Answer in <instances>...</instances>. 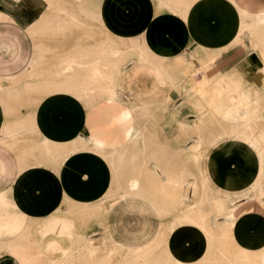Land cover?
<instances>
[{
	"label": "crops",
	"instance_id": "1",
	"mask_svg": "<svg viewBox=\"0 0 264 264\" xmlns=\"http://www.w3.org/2000/svg\"><path fill=\"white\" fill-rule=\"evenodd\" d=\"M228 1L194 0L184 14L183 5L170 9L161 0H101L99 23H89L98 32H108L127 49L125 71L116 83L102 85L108 92H120L119 97L109 99L100 94L87 109L68 94L50 92L34 108L28 106L27 97L25 101L9 98L4 102L0 98V179L4 182L0 191V246L6 251L3 257L11 262L10 251L15 245L17 251L22 250L24 241H28L40 244L46 253L43 255L34 247L27 249L30 264H51L45 258L53 260L69 250L78 229L88 234V228L78 227L75 219L54 215L64 203H69L68 211L77 220H89L90 209L99 210L108 203L107 212L91 213L92 218H98L97 226L108 214L118 211L162 217L148 196L122 197L121 182L134 172L127 164V173H116L118 155L126 156L128 152L129 160L137 153L136 164L132 165L140 167L146 162L147 168H155L160 176L169 165L183 170L186 163L180 153L199 139L204 128L213 125L212 120L224 124L225 129L204 148L196 163L198 171L203 169L209 187L218 196L236 204L247 202L260 191L264 186V141L255 138L254 133H260L261 128L250 131L247 127L239 135L232 134V129L239 125L241 130L245 123H255V116L262 110L264 0ZM233 3L249 15L240 29L234 22ZM82 4L72 0H0L3 85L16 81L23 90L21 87L36 75L31 69L40 51L45 63L50 64L79 44L93 47L102 40L101 34L88 37L66 30L75 25L74 11L88 16L92 8L88 3ZM200 9H204L203 20ZM42 27L54 31L57 27L66 28L64 34H56L44 33ZM244 38L251 43L248 39L246 44ZM217 71L232 76L222 75L214 81ZM200 76L203 80H199ZM233 80L239 85L234 87ZM235 91H240V120L233 110ZM261 115L264 124V111ZM168 122L173 124L169 127ZM136 130L139 138L132 145L130 139ZM79 136L86 138L91 148L70 153L58 165L46 157L47 153L39 151L41 140L63 148ZM199 144L205 143L199 140ZM172 217L165 222L166 232L164 226L153 230L144 223L140 231L128 232L124 240H117L120 233L114 224L108 234L126 254L152 248L161 236L169 256L191 264H199L202 258L207 259L205 264H217L216 243L207 242L195 226L176 230L172 226L176 216ZM232 234L241 248L262 251L260 264H264L263 214L243 213ZM115 261L121 263L119 257ZM145 262L140 259L138 264Z\"/></svg>",
	"mask_w": 264,
	"mask_h": 264
},
{
	"label": "bare ground",
	"instance_id": "2",
	"mask_svg": "<svg viewBox=\"0 0 264 264\" xmlns=\"http://www.w3.org/2000/svg\"><path fill=\"white\" fill-rule=\"evenodd\" d=\"M76 1L80 2L81 4L88 3V0H76ZM162 1L165 2L166 7H170V9L172 8L171 6L183 5L184 14L188 12L192 4V0H166V1L161 0V2ZM228 2H230V0ZM234 3L233 6L235 11L233 12L234 15L233 18H234V22L238 25L237 27H239L240 29L241 26L244 25L246 20L249 18V15L243 13L241 10L239 11ZM203 11L204 9L199 10L202 20L204 18V15L202 14ZM228 17H230L229 14ZM72 19H73V24L77 26L78 20L74 16H72ZM261 22L264 24V17H262ZM200 33L202 35V32ZM123 53L124 52L121 49L111 44L108 46L100 44L93 48L78 46L72 52L60 56V59L53 64V68L55 69V74L57 75L59 82L67 83V85L70 88V91L71 92L75 91L77 98H82V99L92 98L95 95L105 94L107 98L113 99L116 98L120 94V92H118V95L114 91L108 92L104 87L101 86V83L102 84L113 83V82L116 83L118 81V79L120 78V74L125 71L124 62L127 56L126 54ZM143 57L144 56H142V58ZM33 65L34 64H32V67ZM106 71L107 72L110 71V74H107ZM99 89H103V91L100 92L101 90L99 91ZM207 117L209 118V116ZM203 120L206 119L204 118ZM206 123L208 124V122ZM35 128L37 129V127ZM138 138H139V131L137 132L136 130L132 138L131 139L129 138L130 144L135 145L134 143L137 142ZM49 141L50 140H48V142ZM48 142L47 140H42L39 145V151L47 153L46 157H50V159L52 161H55L57 165L66 156L70 155V153L75 152L76 150H79L81 148H91L90 142L82 136H79L78 139H76L72 143L70 149L68 148L65 149L64 147L63 148L59 147L58 149H56V146L53 145V143L50 144ZM184 150H188V149H184ZM127 153L126 156L128 155ZM112 154L113 153H111V155ZM134 154L136 155H132L131 157H129L131 159L127 160L125 154L121 153L118 155V159H117L119 164L116 165V170H115L117 171L116 173H120V171L127 173L126 171L128 167L127 164L129 165L131 164L130 167L134 173L131 172L130 169L129 170L131 173L135 174L126 177V179L121 182L122 188L120 189H122L123 195L125 197L146 195L151 200L153 206L157 209V211H159L160 214L173 209H180L182 211L183 208L185 209V207L195 204L194 206L191 207L189 213H194L196 211L199 219L202 218L203 221L197 222L191 214L184 212L185 220L191 222L192 224H194V226L199 228L204 233L207 242L209 241L224 242L225 245H223L221 249L217 251L216 254L217 256L216 262H218V264H258L257 256L253 255L254 254L253 250L241 248L239 245L237 246L234 237L233 239H231L232 237L231 236L229 237V235L226 234L228 233V231L231 232L230 229L234 226L236 220L242 215V211H244L247 208L246 205L241 207L240 209H235V207L237 206L236 203L223 199L220 196H218L217 193L211 191L212 189L211 187H209L208 182L204 183L203 189H201V184L199 183L198 181L199 179L197 178L198 176L197 175L195 176L188 167H185L183 171L182 170L176 171L173 169L174 167L173 165H169L168 167H166V170L162 171V176H160V174L158 175L157 173L158 170L156 171L155 168L154 170L147 169V166L145 164L146 162L143 163V166L135 167L136 165H132V164L135 163V160L138 159V156L137 153ZM153 157L156 158V156ZM132 166H134V168H132ZM55 173L56 171L54 170V174ZM202 191L205 196V197L203 196L204 198H200L201 195L200 192ZM262 195L263 193L261 188L260 191L256 192V194L253 197H250L247 200L246 204H252L253 200L258 201ZM225 216L227 217V220L226 222H224L225 224H223L221 223L220 219L222 217L224 219ZM178 220L180 221V219ZM220 232H225L223 238L218 236L219 234L217 233ZM158 242L159 240L157 241V243ZM79 243L82 247L81 249L84 250L89 257L92 256L94 252V245L92 239L90 237H82V240L79 241ZM30 244L28 243V241H24V246L22 250L17 251L15 249L16 248L15 245L13 250L10 251L11 256L15 260V264H28L25 257L24 259H21L22 256L20 255V252L25 250V248L30 246ZM32 245L36 249H39V251L44 250V248H42V246L38 243ZM20 247H22V245H20ZM132 255L133 257L131 258L130 261L131 263L138 264V261L140 259L142 260L144 259L146 261V257H145L147 256L146 253L143 252L135 253L134 251ZM167 256L168 258H166L165 262H169V258H172L171 261L172 263L169 262V264L186 263L182 260H178L176 256H169V255ZM67 257H69V255ZM77 257L78 256L75 254H70L69 262H71L72 264L74 259H76ZM64 259H66V257ZM145 263L150 264L147 261ZM90 264H93L92 260L90 261Z\"/></svg>",
	"mask_w": 264,
	"mask_h": 264
},
{
	"label": "rangeland",
	"instance_id": "3",
	"mask_svg": "<svg viewBox=\"0 0 264 264\" xmlns=\"http://www.w3.org/2000/svg\"><path fill=\"white\" fill-rule=\"evenodd\" d=\"M75 1L76 0H74V3H75ZM192 1H194V0H192ZM198 1H200V0H198ZM100 2H101V0H88V4L92 8L88 12V16H86L84 13H82L80 11H74L73 15L78 20L77 26L74 25L72 28L71 27H67V28L65 27L66 30L68 32H70V31L79 32L80 34H83L84 36H88V37H94L95 35L101 34V35H103V38H102V40H100L98 42V44L96 46H98L100 44H103L106 46H108L110 44L115 45L124 52L123 54H127V49H125L124 44H122V43L118 44L115 40L112 39V37H110L108 35L109 34L108 32H106V33L104 31L98 32V30H96V28L94 29V26H96V23L98 22L97 11L100 7ZM58 17H60V16L58 15ZM2 18H3V15L0 12V19H2ZM90 20L94 21V26L92 25V23L91 24L89 23ZM57 28L58 29L54 31V29L48 30L47 28L42 27L41 30L43 29L45 31L44 33H47V32L50 33L51 32V33H56V34H64V30H65L64 27H57ZM99 30H102L101 26L99 27ZM245 38H247V37H245ZM248 39H245L246 44L248 43ZM78 40H79V38H78ZM109 42H111V43H109ZM250 43H251V40H250ZM78 46L86 47V46H83L81 44H79ZM93 47H95V46H93ZM93 47H88V48H93ZM237 49H239V48H237ZM42 52L43 51H40L37 53L36 60H35L36 62L34 61V63H33L34 65L31 69V70H33V72H36V75L33 76V79L31 78L30 81H28L25 85H23L24 87L23 86L21 87V88H23V90L19 89L20 87H19V85H17L16 81H10V83L7 86L3 85L2 84L3 82L0 81V98L2 99L3 102L8 100L9 98H22V100H24V101L28 98V100H26L28 106L30 108H34L35 106H37L41 102V100H43L44 97L49 96L50 92L52 95L68 94V95H72V96L76 97L75 91L71 92L67 83L59 82L58 77L55 74V69L53 68V64L56 63L60 59V56H62V55H60L58 57V60L51 62L50 64H46L45 60H43L44 57L42 55ZM68 53H65V54H68ZM65 54H63V55H65ZM125 61H127V58H125ZM46 67H51V69L48 70ZM221 73L222 72H220V71L215 72L214 81H215V79L216 80L221 79L222 75H226V74L230 75L231 74V73H226V74L221 75ZM107 74H108V72H107ZM230 76H232V75H230ZM230 76H228V77H230ZM233 76H236L239 79L241 78L239 75H233ZM199 80H203V76H200ZM236 82H237L236 80H233L234 87L239 85ZM103 84H105V83H103ZM103 84L101 83V86ZM50 88H51V90H50ZM261 90L262 91H260V93H261V95H263L264 94V85L262 86ZM234 95L235 96H234V102H233V105H234L233 110H234V114H235L236 119L240 120V118H241L240 91H235ZM98 97H99V95H95L92 98H83V99L77 98V97L76 98L80 102L85 104L86 109H87L94 102H96V99H98ZM182 102H183V100L178 102L177 105H179ZM263 103H264V96L262 97V110L261 111H264ZM187 108L188 107H186V109ZM261 111H260V113H258L255 116V119H254L255 123H250L248 125H247V123H245V127L243 129L241 128V130H240L239 125H236L232 129V131H233L232 134H238L239 135V131L246 130L247 127H248V130H250V131L251 130L253 131L255 129V127H259V128H261V132L259 133L256 131L254 133V136H255V138L258 137L259 140L263 142L264 141V124H263V118L261 115ZM189 119L192 120L193 118H189ZM170 124H173V122L167 123V125L169 127H170ZM212 124L213 125L211 127L204 128L203 131H201V134L199 135V139H197V140L195 139L193 143H190L188 146L187 145L185 146V149H189L191 151L185 150V152L180 153V157L183 158L184 162L186 163L185 167H188L190 169V171L195 176L196 175L198 176L197 178L199 180L198 179L197 180L201 184V189H203V185L207 181H206V178L204 177L203 169L198 171L196 163L198 160L201 159V157L203 155L204 148L210 142L212 143V137L214 135L222 134L223 133L222 130L225 129L223 126L224 124L222 125L219 122H215L212 120ZM226 129L229 130L228 128H226ZM186 130H187V127H186V129L184 128L185 134L187 132ZM227 132L230 133L229 131H227ZM199 140L201 142H204L205 144L200 145ZM72 143L68 144L67 147H64V148L70 149V146L72 145ZM58 148H59V146H56V149H58ZM193 152H197V153H193ZM179 170H176V171H179ZM3 183H4L3 180L0 179V191L4 188ZM211 191H213V190H211ZM213 192H215V191H213ZM262 193H263V195L261 196V198L258 201L253 200L252 204H246V202H245V204L244 203H238V204H236L237 206L235 207V209H240L241 207L246 205L247 208L244 211H242V214L247 212V211H256V212H259V213L264 215V202H262V199L264 197V186L262 187ZM200 194H201L200 198L205 197L203 191L200 192ZM210 196H211V193H210ZM122 197H125V196L122 194ZM194 205L195 204H193L191 206H187V207H185V209L183 208L182 211L180 209H173L170 211H166L165 213L161 214L162 217H156L153 215H147V216L142 215L141 216V215L136 214V213H125V212L118 211V212H115L112 214H108L105 221L104 220L99 221V225H98L99 227H98L96 224V221L98 220V218L97 219L92 218L91 213L97 214L100 211L107 212L108 208L110 207V205L108 203L103 204L101 206V209H99V210H94V209L91 210L90 209L89 220L82 219V218H79L80 220H77L68 211L69 203H64V205L54 215L65 217V218H70V219H75L76 223L77 224L79 223L78 227H80L79 225H82L84 229L88 228V232H87L88 234H84V232H81L82 231L81 229H78L79 232H77L76 234L73 235L71 248L69 250H67L66 252L61 253L60 256H59V254H57L55 258H54V256H51L52 258H54L53 260H50L49 258H45V260H46L45 262L50 261L51 264H53V262H54V264H71V262H69L70 254H75L78 257L76 259H74L72 264H90L91 260H92L93 264H116L115 259L118 257L121 260L120 264H125V262H126V264H131L130 261H131V258L133 257V255L130 254L131 252H127V254H126V253L122 252V250H119L112 243V241L109 237V234H108L110 226H112L114 224L117 225L118 234L120 233L117 236V240H124L125 234H127L128 232L133 233V232L140 231L142 229V225L144 223L149 224L151 226V229L153 228V230H155V228H157V227L161 228L164 226V232H166V229H167L166 226L167 225L165 224V222L172 220L173 215L176 216V219L173 221L172 226L176 227V230L181 226H187V225L194 226V224L185 220V213H188V214H191L197 222L203 221L202 218L199 219L196 211L194 213H189L191 210V207ZM6 216H7V214H6ZM4 219H6V218H4ZM178 219H180V221ZM226 220H227L226 216L224 219L222 217L221 223L225 224L224 222H226ZM40 222H43V220H41ZM230 230H231V232L228 231V233H230V234H228V233H226V234L229 235V237L231 236L232 237L231 239H233V237H234L232 234L233 227ZM217 234H219L218 235L219 237L223 238L225 235V232H220ZM82 237H90L93 241L94 252H93L92 256H90V257L87 255V253H85L84 250L81 249L82 247H81L79 241L82 240ZM68 239H66V240H68ZM158 240H159V242L157 243ZM158 240L154 244V247L143 252V253L147 254V256H145L146 261L149 262L150 264H169V262H165L166 258H168L167 255H170V253L168 251V247H167V245H162L161 236ZM215 243H216L217 251H219L221 249V247L223 245H225L224 242H221V241L220 242L216 241ZM162 246H164V247H162ZM237 246H238V244H237ZM31 247H34V246L32 244H30V246H28L27 248H25V250L20 252V255L22 256L21 259H24V257H25L28 264H30V260L26 255V251H27V249H29ZM44 251L45 250L40 251V252H41V254L46 255V253H44ZM217 251H216V254H217ZM5 252H6L5 249L2 246H0V264H15V260L12 256H11V262L8 258H6L5 256L4 257L2 256L3 254H5ZM68 255H69V257H67ZM253 255L257 256V263L260 264L262 251L257 252V253L254 252ZM65 257H66V259H64ZM205 260H207V259L202 258L201 261L199 262V264H205ZM132 264H134V263H132ZM185 264H191V263L186 262ZM217 264H218V262H217Z\"/></svg>",
	"mask_w": 264,
	"mask_h": 264
}]
</instances>
